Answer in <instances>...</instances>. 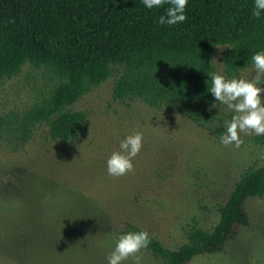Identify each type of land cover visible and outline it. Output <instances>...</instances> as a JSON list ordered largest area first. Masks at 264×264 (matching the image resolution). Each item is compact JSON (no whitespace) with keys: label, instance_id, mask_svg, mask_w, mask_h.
Wrapping results in <instances>:
<instances>
[{"label":"rangeland","instance_id":"obj_1","mask_svg":"<svg viewBox=\"0 0 264 264\" xmlns=\"http://www.w3.org/2000/svg\"><path fill=\"white\" fill-rule=\"evenodd\" d=\"M224 48L214 55L217 72L251 80L254 63L226 75ZM114 80L71 105L88 115L71 143L52 140L47 124L36 126L19 150L0 139V264H108L118 231L130 223L178 247L192 226L212 229L241 173L264 164L257 135L241 134L240 147H225L221 137L172 109L142 98L115 99ZM55 82L48 66L30 62L0 77V116L48 97ZM226 111L230 121L235 113ZM136 131L143 133V147L134 171L110 176L108 158ZM246 207L250 223L222 251L188 264H264V197H250ZM137 255L140 264H165L145 248ZM123 264H134L133 258Z\"/></svg>","mask_w":264,"mask_h":264},{"label":"trees","instance_id":"obj_2","mask_svg":"<svg viewBox=\"0 0 264 264\" xmlns=\"http://www.w3.org/2000/svg\"><path fill=\"white\" fill-rule=\"evenodd\" d=\"M253 5L254 0H188L186 21L168 26L159 23L167 3L148 9L142 0H0V77L15 75L26 62L46 65L56 75L48 97L0 116V139L19 150L36 126L47 124L52 140L71 143L88 119L86 111L71 105L111 76L115 99L142 98L221 137L230 111L219 104L211 108L218 102L208 74L217 72L214 55L220 45L229 77L264 51V13L253 17ZM256 139L264 143V135ZM250 197H264V164L241 173L212 229L192 226L178 247L133 223L118 235L147 231L145 249L156 258L188 264L197 255L222 251L239 227L250 223Z\"/></svg>","mask_w":264,"mask_h":264},{"label":"clouds","instance_id":"obj_3","mask_svg":"<svg viewBox=\"0 0 264 264\" xmlns=\"http://www.w3.org/2000/svg\"><path fill=\"white\" fill-rule=\"evenodd\" d=\"M148 9L159 8L165 3L170 6L165 15L159 17L161 25L173 26L186 21L188 0H142ZM264 13V0H254L252 15L260 18ZM256 75L251 79L226 78L218 72L209 73L211 78L210 93L215 101L211 108L224 105L235 114L230 121L225 122L226 130L221 135V143L225 147L234 145L240 147L243 143L241 134L264 135V87H261L264 78V51L252 56ZM213 62V61H212ZM211 110V109H210ZM143 147V133L136 131L126 136L120 142L119 150L114 151L107 160V172L110 176L120 177L134 171L133 160ZM150 244V235L147 231L127 232L122 234L114 250L107 257L108 264H123L130 257L134 264H140L137 255Z\"/></svg>","mask_w":264,"mask_h":264}]
</instances>
